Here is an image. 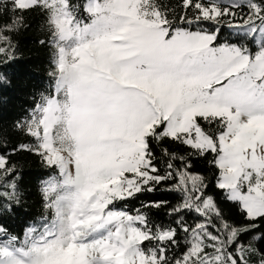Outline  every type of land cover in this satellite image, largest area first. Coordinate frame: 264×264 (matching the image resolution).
<instances>
[{
    "label": "snow or ice",
    "instance_id": "1",
    "mask_svg": "<svg viewBox=\"0 0 264 264\" xmlns=\"http://www.w3.org/2000/svg\"><path fill=\"white\" fill-rule=\"evenodd\" d=\"M36 10L54 83L17 124L35 138L17 150L56 170L42 188L51 217L23 239L0 226V264H264V235L240 242L264 220V0H180L179 14L166 0H0V55L13 58L8 33ZM165 139L192 151L163 148L162 170L151 145ZM192 155L211 157L246 225L225 218ZM14 175L0 155V200L19 202ZM161 184L181 194L170 223L147 211L166 200L120 206Z\"/></svg>",
    "mask_w": 264,
    "mask_h": 264
},
{
    "label": "trees",
    "instance_id": "2",
    "mask_svg": "<svg viewBox=\"0 0 264 264\" xmlns=\"http://www.w3.org/2000/svg\"><path fill=\"white\" fill-rule=\"evenodd\" d=\"M166 2L180 13V0H166ZM9 13L0 12V24L8 19ZM183 26V25H181ZM209 28L208 24L204 25ZM228 28H223V35L227 37ZM14 45V56L11 60L0 55V154L8 158V163L15 169L13 179L17 185L19 202L0 200V226L8 229L12 235L24 238L26 229L39 227L44 216L51 217V211L45 209L42 192L43 182L56 175L54 168L47 167L42 159L33 152L17 150L21 144L33 145L35 138L25 130L18 128V123L25 122L33 109L41 102L42 95H48L54 83L49 72L53 69L55 51L49 43L50 35L46 24V17L40 10L25 14V26L19 31L8 33ZM45 41V43H40ZM152 150L159 158L158 166L163 170L162 149L178 155H186L192 150L185 145L165 139L161 143L152 142ZM191 161L193 173L204 175L209 187L207 192L214 196L225 218L236 226H243L248 221L241 214L239 207L226 200L225 193L216 188L217 169L208 163L211 157L201 158L195 155L188 157ZM179 165V161L175 162ZM166 184L157 186L152 193H143L135 198L124 201L120 206L126 210L139 208L142 202L166 200L168 205L161 209L147 210L157 223H170L174 217L166 213L181 200L179 192L165 190ZM2 191V189H0ZM185 219L194 223L196 216L186 213ZM259 228L243 234L240 242L247 245L254 237L264 235V220H258ZM183 240V234H181ZM255 247L264 252V239L254 240ZM174 251H179L176 249ZM171 255V252H170ZM256 258L253 257V260Z\"/></svg>",
    "mask_w": 264,
    "mask_h": 264
},
{
    "label": "rangeland",
    "instance_id": "3",
    "mask_svg": "<svg viewBox=\"0 0 264 264\" xmlns=\"http://www.w3.org/2000/svg\"><path fill=\"white\" fill-rule=\"evenodd\" d=\"M1 155V154H0Z\"/></svg>",
    "mask_w": 264,
    "mask_h": 264
}]
</instances>
